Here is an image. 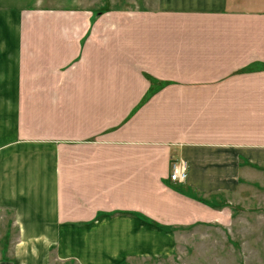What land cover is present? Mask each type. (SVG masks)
Returning <instances> with one entry per match:
<instances>
[{"label": "crops", "instance_id": "0c3cea01", "mask_svg": "<svg viewBox=\"0 0 264 264\" xmlns=\"http://www.w3.org/2000/svg\"><path fill=\"white\" fill-rule=\"evenodd\" d=\"M95 7L0 0V242L13 261L163 254L134 238L225 224L231 198L264 178V0ZM180 158L185 182L170 179Z\"/></svg>", "mask_w": 264, "mask_h": 264}, {"label": "rangeland", "instance_id": "374dc122", "mask_svg": "<svg viewBox=\"0 0 264 264\" xmlns=\"http://www.w3.org/2000/svg\"><path fill=\"white\" fill-rule=\"evenodd\" d=\"M109 1L96 0V10L105 5L132 4V0ZM244 189L234 199L231 198L230 219L225 224L202 221L192 225H176L178 231L175 233L166 230H163V234L143 232L134 238L136 246L139 245L138 239L148 238L141 242L146 246H141V251L150 252L151 243L157 239V253L163 254L129 257L120 264H264V178H258ZM4 246V241H1L0 254L3 257L5 249L7 255L4 257L8 261L0 264H80L52 261L51 254L41 257L40 262L31 259L13 261L16 247L10 244ZM81 252L83 259L88 258L83 250Z\"/></svg>", "mask_w": 264, "mask_h": 264}, {"label": "built area", "instance_id": "2783aa9c", "mask_svg": "<svg viewBox=\"0 0 264 264\" xmlns=\"http://www.w3.org/2000/svg\"><path fill=\"white\" fill-rule=\"evenodd\" d=\"M189 163L185 159H178L172 163L171 179L177 182H185L188 178Z\"/></svg>", "mask_w": 264, "mask_h": 264}, {"label": "trees", "instance_id": "16d2710c", "mask_svg": "<svg viewBox=\"0 0 264 264\" xmlns=\"http://www.w3.org/2000/svg\"><path fill=\"white\" fill-rule=\"evenodd\" d=\"M100 13V12H99ZM99 13H96V14H99Z\"/></svg>", "mask_w": 264, "mask_h": 264}]
</instances>
